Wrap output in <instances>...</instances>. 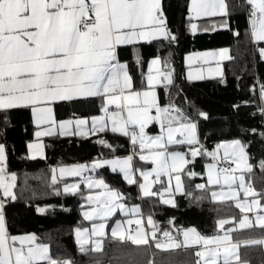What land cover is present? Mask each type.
<instances>
[{"label":"snow or ice","instance_id":"snow-or-ice-1","mask_svg":"<svg viewBox=\"0 0 264 264\" xmlns=\"http://www.w3.org/2000/svg\"><path fill=\"white\" fill-rule=\"evenodd\" d=\"M251 6L249 22L252 37L256 42L264 41V0H246ZM191 17L202 16H227V5L224 0H191ZM222 27H227L224 20ZM193 32L198 30V25L190 24ZM238 35V33H237ZM158 39L175 42L177 37L168 28L167 18L164 14L162 0H0V110L17 108H29L37 127L42 131L35 133L37 138L53 134L52 128L58 127L67 133L70 128L83 129L88 123L84 119H69L57 121L55 118V106L59 103L75 102L88 97L106 98L104 112L111 119V131L120 133L130 138L133 153H136L138 145L141 151L147 150L148 155H140L141 160H151L155 165L151 171H141L145 183L139 186L146 197L157 195L151 190L150 176H155L159 181L161 177H168L171 185L173 173L175 175V190L183 191L180 173L189 163L187 154L182 152H169L168 145L188 144L195 146L200 143L197 123L184 116L182 111L172 105L161 106L155 87L158 83L166 85L174 83V68L165 62L161 71L159 57L153 59L151 64L156 67V75L147 77L146 86L136 89L133 86L132 76L129 74L127 64L118 61L117 49L121 45H130L140 41L151 42ZM228 49H221L219 53H204L203 56L219 55L222 59H231L227 55ZM258 52L264 59V47H259ZM191 61L192 57L188 58ZM212 72V69H209ZM217 73L219 68L215 69ZM189 79H204L197 73L195 76L189 73ZM261 97L264 98V85L260 87ZM114 105L116 111L109 112V106ZM238 107V106H237ZM261 113L264 114V108ZM207 117L206 113H199ZM158 122L161 133L149 135L147 127ZM178 126H174L177 125ZM108 127L104 117L92 121V131H104ZM257 133V129L251 130ZM80 135H85L80 131ZM179 134L180 139L176 136ZM264 137V132H259ZM100 143L106 144L101 140ZM111 148V145H107ZM36 154H43V145L34 143L29 145ZM224 149V156H229V149L233 163L237 169L244 165L247 171H251V165L247 164L245 145L241 140L217 145V149ZM191 157L204 154L200 148H190ZM207 155L215 158L216 152H208ZM6 147L0 143V264H71L70 261L59 262L52 260L48 255L47 245L35 243L37 237L34 234L16 236L8 231L5 204L8 200H16L14 191L16 185L15 174H7ZM111 165L113 171L119 170L124 174L129 184L138 183L133 168V155L124 158L98 160L91 165V170ZM214 165H209V184L219 185V175H213ZM264 170V161H261ZM87 166L76 165L61 167L58 172L63 176H80ZM226 174L223 183L231 187L237 184L244 188L245 195L264 197V191L256 193L251 186H245L244 176L239 177L230 174V169L223 170ZM57 170H53L52 182L57 183ZM194 176L196 173L189 172ZM86 182L90 189H105L87 196L94 207L83 213L88 220L94 217L108 218L114 215L117 209L124 210V205L119 203L121 194L109 189L103 179H88ZM205 189L206 185H197ZM79 184H65L63 191L76 193ZM167 191V189H166ZM59 194V190H57ZM213 198L235 199L238 193L212 192ZM163 196V193H161ZM163 203L174 205V200L164 199ZM237 207L246 213L238 222L237 228L225 225L233 221L221 219L220 229L223 235L211 237L203 236L195 228L183 231L184 245L189 240L192 243L201 244L205 251L197 255L203 258L202 264H242L237 249L239 243L232 242V232L240 229L259 227L264 230V214L259 211L262 206L260 200L253 199L251 203H238ZM41 213L48 211V207L37 209ZM132 213L142 217L139 207L129 209ZM256 212L253 219L247 213ZM129 225L135 223L138 228L135 234H127L124 225L117 222L111 231L112 237L130 241L141 246L148 245L149 240L156 241V222L151 216L146 218V223L152 225L149 236L142 225V220H129ZM104 224L96 226V235L103 236ZM85 232L87 230H84ZM190 233L194 238L190 237ZM78 236L80 229H77ZM165 238L171 239L168 232L163 233ZM247 243L264 245V238L251 240ZM180 243L162 244L156 242V248H180ZM83 250V249H82ZM96 251L101 250L99 241L96 243Z\"/></svg>","mask_w":264,"mask_h":264},{"label":"trees","instance_id":"trees-1","mask_svg":"<svg viewBox=\"0 0 264 264\" xmlns=\"http://www.w3.org/2000/svg\"><path fill=\"white\" fill-rule=\"evenodd\" d=\"M225 2L226 17L218 15L195 20L189 16L188 0H163L166 14L175 21L171 31L177 40L161 39L140 45L143 62L151 56H160L164 63L172 61L179 76L185 68L183 57L190 51L228 47L231 54V59L224 62L222 76L197 81L179 78L177 84L161 89L164 106L174 104L198 122L199 148L204 153L182 172L184 190L176 194V205L165 204L158 196L142 200L146 214L163 229L174 232L195 224L202 233L214 234L219 231L217 222L220 219L240 216L232 200L212 199L211 191L215 186L206 181L205 166L212 159L207 153L222 142L242 141L251 164V171L247 173L250 186L257 193L264 191V170L261 168L264 137L258 134L264 132V114L260 111L264 59L258 52L262 44L252 37L246 10L248 3L245 0ZM224 20L227 27L221 26ZM193 21L198 25L196 32L190 29ZM134 64L131 68L135 78L141 79L143 72ZM103 100L98 96L59 103L55 106L56 119L98 115L102 111ZM201 112L207 117L200 116ZM35 129L29 108L0 110V143L6 147V170L16 173L14 191L17 199L8 200L5 204L11 234H34L38 243L49 246L52 260L69 259L71 264H202L194 249L163 251L156 248L155 243L137 246L112 236L103 238L100 251L91 245H79L75 230L87 225L80 214L84 191H63V186L77 177H57V183L53 184L54 167L126 154L130 147L129 139L108 131L89 136L55 134L44 138L45 156L32 158L28 156V144L34 138ZM252 129H257V133ZM101 140L108 143L102 144ZM189 172L196 175L190 176ZM97 173L129 202L140 201L137 183H127L120 172L108 167L98 169ZM201 184L206 185L205 189L197 187ZM40 207H48V211L41 213L37 210ZM243 236L262 237L264 230L258 227L247 229ZM241 259L251 264H264L263 246H242Z\"/></svg>","mask_w":264,"mask_h":264},{"label":"crops","instance_id":"crops-1","mask_svg":"<svg viewBox=\"0 0 264 264\" xmlns=\"http://www.w3.org/2000/svg\"><path fill=\"white\" fill-rule=\"evenodd\" d=\"M224 2H225V0H224ZM162 4H163V0H162ZM225 4H226V2H225ZM190 9H191V0H188L189 16L191 17ZM165 13L166 12L164 10V14ZM165 16L167 18L168 28L170 30H172V25L175 24V21H174V19H171V17L169 15L165 14ZM204 17H209V16H202V17L193 18V19L196 20V19H200V18H204ZM192 23H195V22L193 21ZM249 25H250V22H249ZM250 28H251V26H250ZM158 40H161V39H158ZM154 41H156V40H154ZM152 42L153 41H151V42L140 41V42H137V43H134V44H130V45H121L117 49L118 61L121 64H127L129 74L132 76V79H133V86L136 89L138 87H139V89H141V88L146 86L147 77L150 74V69H151V74L152 75H156L157 74L156 73V67L157 66H153L151 64V61L153 59L159 57L160 60H161V65H159V67H160L161 71L164 70L165 63L163 62V60L161 59L160 56H156V55L151 56L145 62H143V60H142L143 57L141 55V52H142V47L141 46L144 45V44H150ZM260 43L262 44L260 47H264V41H262ZM221 49H228L229 50L228 47H222V48H216V49H204V50H199V51L196 50V51H190V52L186 53L184 55L183 61H182L184 66H185V68L181 72L180 76L177 75L176 71H174V83L173 84H177V82L179 81V78L184 79V80H188V81H197V79H189V71H191L190 73H192L193 76H195L197 73L203 75L204 79H209V78L222 76L223 72H224V62L226 60H228V59H222L219 55H216L214 57L213 56H208V57L203 56L204 53H210V52L219 53L218 51H220ZM227 55L231 57L230 50L228 51ZM191 56H192L191 62L187 63L186 62L187 61V57H191ZM141 57H142V59H141ZM133 61L136 62L135 64L139 66L138 69L140 71L142 70V72H143L141 79H136L135 78L134 72H133V70L131 68V66L134 64ZM217 68H219V70H220L219 73H217L215 71V69H217ZM209 69H212L213 71L210 72ZM200 80H203V79H200ZM165 87H169V85H166L164 82L158 83L156 85V87H155V90H156V92L158 94L159 103H160L161 106H164L162 104V102H161V97H160L161 96V89L165 88ZM103 99H104L103 100L104 102H103V106H102V109H101L102 111L98 115H94V116H90V117L67 118V119H60V120L56 119L58 122L59 121H66V120H69V119H73V120H75V119H84L88 123L85 125V127L83 129L70 128V129L67 130V133H65L64 130H61L58 127H53L52 128V131H53L52 135L59 134L60 136H89L90 134L95 133V132H102V131H92V121L94 119H96V118L104 117L107 120V124H108V127L104 130L105 132L108 131V132H111L113 134L124 136V135H122L120 133H114V132L111 131V127H112L111 119L108 116H106V114L104 112V108L106 106V98L103 97ZM260 103H261L260 108L261 109L264 108V98L260 97ZM172 106H174L175 108L180 109V107H177L174 104ZM116 110L117 109L115 108L114 105L109 106V112L116 111ZM182 113H183L184 116H187L185 112L182 111ZM31 114H32V112H31ZM55 118H56V115H55ZM32 121H33V125L36 127V129L34 131L33 140L30 141L29 144H28V156L32 157V158L44 157L45 156V151H46L45 150L44 138L46 136H43V137H40V138L36 137L35 133L37 131H42L43 128L37 127V125L34 122L33 115H32ZM194 122L197 123L198 136H199L198 122L197 121H194ZM174 126H178V124L174 125ZM80 131H84L86 134L85 135H80L79 134ZM146 132L149 135H152V136L159 135L161 133V129H160L159 123L158 122H154V123L150 124L147 127ZM127 138L129 139L130 147H129V151L126 154H121V155H116V156H111V157H97V158H95V159H93L92 161H89V162H75L77 165H85V166H87V170H85V171H88V174L85 175V171H84L76 179L66 183L68 185L79 184V189H78L77 192L84 191V200H83V202L81 204L80 214H81V217L83 218V220L86 222L87 225L78 228V229H80L79 237L80 238L82 237V239H81L82 243L80 244L81 246L91 245V247L93 249H96V241H99L100 244H101V247H102L103 246V238L105 236H112L111 235V231L115 227L117 222H121L124 225V228H125L127 234H135L138 226L135 223H132L131 225H129L127 223L129 220L135 221L137 219H141L142 220V225L141 226L144 228L145 232L149 236H151L152 225H149V224L146 223V218L149 216V214H146V212L144 210V207H143V202H142V200H144L143 198L146 197V196L143 195V190L140 188V186H138L139 187L138 188V195H139V199L138 200H140V201H136V202H132L131 203V202L128 201V199L119 190H117L116 188L112 187L109 184V182L104 177H102L101 175H99L97 173V170L101 169L103 167H108L110 170H113L111 165H104L103 167L97 168L95 170H91V165L93 163H95L96 161H98V160H105V159H109L110 160V159H115L117 157L124 158V157H127L128 155H131L130 151L133 153L134 146L132 145V143L130 141V138L129 137H127ZM176 138L180 139L182 137H180L179 134H177ZM38 139H40L43 142V144H42L43 145V154L42 155H39V154L33 155L32 150L29 148V145L30 144H34V143H39ZM199 140H200V137H199ZM105 141L108 143L107 140H105ZM223 143H225V142H222L220 144H223ZM220 144H218V145H220ZM135 147H136V153L132 154L133 155V167H137V166L140 167V169L135 171V178L138 180V185H140L141 183H145V181L143 180V177H140V172L141 171H151V169L153 167H155V165L151 162V160L145 161V160H141L139 158L140 155H148L149 153L147 152V150L141 151L139 149L138 145L135 146ZM192 147L199 148L200 147V143L198 145H195V146H190V145H188L186 143L185 144H172V145H168L167 146V150L169 152L175 151V152L184 153L185 149H189L190 150V148H192ZM215 147H217V146H215ZM228 151H229V156L225 157L224 156V149L220 148V157H221V162H222L221 164H224L223 169L233 168L234 164H235V163H233V158H232V155H231L232 150L229 149ZM245 151H246V148H245ZM246 153H247V151H246ZM186 158L189 160V158L187 156H186ZM247 159H248V165H251L250 162H249L248 155H247ZM189 163H190V161H189ZM63 165L65 166V164H63ZM187 165L184 166V168L182 169L181 173L184 171V169L187 167ZM4 166L6 168V163H5ZM59 166H61V165H59ZM54 168H57V166L54 167ZM218 168H217V170H218ZM223 169L221 171H223ZM116 171L120 172L119 170H116ZM244 172H245V176H244L245 186H250V182L248 181L247 176H246L248 171L246 170L245 167H244ZM120 173H121V176H122V172H120ZM174 174H176V173H173V175ZM230 174L233 175V173H230ZM57 175H59V172H57ZM59 177L60 178H65V177H73V176H63V177H61L59 175ZM165 177L166 176L161 177L160 180L157 181V183H156V177L155 176H150L149 177V181L152 182L151 190H154L153 192L157 193V195H155V196H158L159 199L162 202H163L164 199H172L175 202L174 205H176V194H179V193H181L183 191H173V190H169L168 191V189L165 187L166 184L163 183V181L161 180V179H163ZM86 178H88V179H103L104 182L109 186V189L119 192L121 194V197H122L121 200L119 201V203L124 205V210L117 209L116 212L114 213V215H112L111 217H108V218L94 217V219L91 220V221L86 219L84 217L83 213L85 211H89L92 207H94V205H92L89 201H87V199H86L87 196H89L91 194H94L97 191H105V189H97V188L90 189L88 187L87 182H86ZM246 179H247L248 185H246ZM124 180L128 183V181L126 179H124ZM153 184H155V185L158 184L157 185L158 187L159 186H162V187L160 189L159 188H155V185L153 187ZM64 186H63V188H64ZM213 186H215V187L211 191V193L212 192H225V193H228V192H232V191H235L236 193H238V196L235 199H218V198L214 199L213 196L211 195L213 200H232L234 202V205L237 207L238 203H251L253 199H258V200H260V204L262 206V208L259 211H261V214H264V200L261 197H259V196L253 197V196L245 195L244 188L238 187L237 184H233V185H231V187H229L228 185H225L224 183H221L219 185H213ZM165 189H167V191ZM183 190H184V182H183ZM255 192L257 193V191H255ZM65 193H67V192H65ZM161 193H163V196H161ZM168 205H172V204H168ZM174 205H172V206H174ZM134 207H139L141 213L143 214L142 217L138 216L135 213L127 211L129 209L134 208ZM238 210L240 211V216L238 218H236V219L234 217L223 218V219H227V220L233 221L232 224L225 225V229H227L229 227H232V228H237L238 227V224L236 222H238L240 219H242L243 216L246 214L240 208H238ZM247 215L249 216L250 219L254 220L256 212L254 211V212H251V213H247ZM6 221H7V218H6ZM154 221L156 222L157 240L153 241V240L150 239L149 243H155L156 244V242L159 241L162 244L175 242V243H180V244L183 245L180 248H160L163 251H176V250H179V249H183V250H185V249H194L197 253L205 251V248H204L203 245L192 243L191 239L189 240L187 245H184L183 231L187 230V229H190V228H195L198 233H200L203 236H207V237H211V236H214V235H223V233H224V230L220 229V227H219V223H218L219 221L217 222V229L219 231L217 233H214V234H204V233H202L199 230V228L197 227V225H195V224L183 227L181 229H177L174 232V231H172L171 229H168V228L167 229L166 228L163 229L161 227V225H159L156 220H154ZM100 224H104L105 225V228H104V233L105 234L103 236L96 235V233L94 231L96 226H98ZM7 226H8V231L11 234L8 222H7ZM83 229H88V230H87V232H84ZM246 230L247 229H240V230L233 231L232 232V242L233 243H239V248L237 249V251L239 253L240 260H241L242 264H251L249 261L241 259V247L250 244V243H247L248 241L261 239V238H264V236H262V237H252V238L251 237H245V236H243V232L246 231ZM164 232H168L170 234L171 239L165 238L164 235H163ZM76 234H77V232L75 230V239H76ZM11 235H13V234H11ZM24 235H30V234H19V235H16V236H24ZM190 237L194 238L193 234L190 233ZM35 243L41 244V243H38L37 241H35ZM262 246L264 248V245H262ZM49 256H50V249H49ZM199 260L202 263L203 258L199 256Z\"/></svg>","mask_w":264,"mask_h":264},{"label":"rangeland","instance_id":"rangeland-1","mask_svg":"<svg viewBox=\"0 0 264 264\" xmlns=\"http://www.w3.org/2000/svg\"><path fill=\"white\" fill-rule=\"evenodd\" d=\"M166 14V13H165ZM219 52V51H218ZM192 57V56H191ZM189 57H187V63H189V62H191V61H189V59H188ZM191 71H189V73H190ZM137 89H139V87L137 88ZM38 142L39 143H41V144H43V142L40 140V139H38ZM32 150V153H33V155H37L36 153H35V151L33 150V149H31ZM211 152H216L217 153V155L215 156V158H213L212 157V159H211V161H209L207 164H206V166H205V176H206V181H207V183L209 184V182H208V173H209V168H208V166L209 165H214L215 167L212 169V171H213V175H219V177H220V180H221V183H223V177H224V175L226 174L224 171H218L217 170V168L219 167V166H223L224 164H221L222 162H221V157H220V149H217V147H215ZM247 164H248V159H247ZM77 164L76 163H73V164H65V166L64 165H61V166H57V168H54L55 170H57V172H58V170H59V168H61V167H72V166H76ZM135 166V165H134ZM244 165H241V168H239V169H237V167H236V164H234V167L233 168H230V170H231V173H233V175H235V176H237V177H239V176H241V175H243V176H245V172H244ZM134 168V170L136 171V170H138V169H140V167H133ZM224 170V169H223ZM57 172H56V175H57ZM175 175L176 174H174L173 175V177H172V181H171V185H169L168 184V177L166 176L165 178H163V179H161L162 181H163V183H165L166 184V188L168 189V191L169 190H173V191H176L175 190V183H176V181H175ZM180 176H181V181H182V184H183V182H184V178H183V173H180ZM246 176H247V174H246ZM57 177H59V175H57ZM73 177H78V176H73ZM141 177V176H140ZM122 178H124L125 179V177H124V174L122 173ZM247 179H248V176H247ZM247 179H246V185H248V183H247ZM138 181V180H137ZM156 183H157V180H156ZM154 185L155 184H153V187H154ZM158 185V184H157ZM157 185H155V188H161L162 186H157ZM209 185H214V184H209ZM139 185H138V183H137V187H138ZM164 187V188H165ZM139 188V187H138ZM154 189V188H153ZM166 190V189H165ZM152 191H154V190H152ZM214 199H216V198H214ZM83 230H88V229H83ZM76 232H77V229H76ZM85 232V231H84ZM87 232V231H86ZM82 237L80 238L79 236H78V234H76V241H77V243L80 245L82 242ZM96 243H97V241H96ZM42 245H47V244H42ZM47 247H48V255H49V246L47 245ZM59 262H63V261H70L69 259H64V260H58Z\"/></svg>","mask_w":264,"mask_h":264},{"label":"built area","instance_id":"built-area-1","mask_svg":"<svg viewBox=\"0 0 264 264\" xmlns=\"http://www.w3.org/2000/svg\"><path fill=\"white\" fill-rule=\"evenodd\" d=\"M246 10H247V17H248V22H249V16H250V12H251V6L249 4H247V9ZM168 63L171 65L172 68H174V65H173L172 61L169 60ZM184 153L187 154V157L189 158V161L190 162H194V160H195L196 157H194V158L191 157V153H190V150L189 149H185L184 150ZM130 154L132 155L133 153L130 151ZM223 167H224V165L223 166L222 165L219 166L218 170L221 171L223 169ZM6 173L9 174V175L15 174V176H16V173L15 172L6 171ZM87 174H88V171H85V175H87Z\"/></svg>","mask_w":264,"mask_h":264}]
</instances>
